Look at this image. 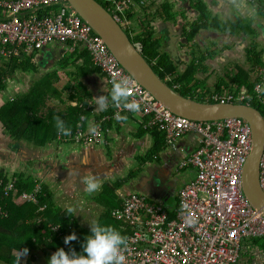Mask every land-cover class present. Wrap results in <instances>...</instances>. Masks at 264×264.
<instances>
[{
  "label": "crops",
  "instance_id": "crops-1",
  "mask_svg": "<svg viewBox=\"0 0 264 264\" xmlns=\"http://www.w3.org/2000/svg\"><path fill=\"white\" fill-rule=\"evenodd\" d=\"M142 1L136 0L129 8L131 17L127 34L137 35L144 31L146 26L152 29L154 37L160 39V52L167 56L169 64L177 73L166 74L165 77H175L177 80V75L184 73L188 65L193 63L198 69L195 70L193 78L187 79L188 86L192 89L191 94L195 97L192 99L217 103L209 100L210 95L229 93L234 95L235 99L243 96L241 100L232 102L235 104L249 105L248 102L252 99L261 104V100L264 102V76L260 79L261 73L250 72L246 62L247 50L251 45L255 44L257 51H264V6L260 0ZM243 19L249 21L251 33H243L238 27L234 32L224 28L226 23L244 21ZM87 56L88 53L82 45L71 47L61 43L50 44L30 52L19 50L16 55L0 54V71L5 72V76H1L4 89L0 92V107L41 82L60 93L59 97L45 100L44 106L34 114L54 137L42 147L34 142L13 141L5 133L0 122V162L7 160L11 166H21V170L18 173H10L9 168H0L7 177H15L21 173L24 177H31L36 184L39 182L40 187L48 189L51 205L60 214H65L69 205L74 207L75 214H67L69 218L65 221L63 230L68 235L75 234L76 239L72 242L77 253L81 254V246L91 234L90 225L94 220L112 225L124 237L129 234V227L111 216L110 212L121 208L122 199L126 194L143 195L148 203L162 206L173 218L177 207L176 192L195 177L193 167L178 169L177 165L184 155L196 147L195 137L189 133L177 141V152L168 149L164 142L156 150L152 149L155 139L151 130L156 128L147 127L146 121H149V118L136 113H123L121 115H126L127 120H111L105 124L107 131H104L102 139L98 142H76L70 132L80 126L88 132V121L95 123L103 115L112 113L110 99L108 109L104 112L94 111L95 99L99 96L108 97L110 88L100 70L89 64ZM262 59L264 60V52ZM238 67L249 70L250 83L260 79L259 96L247 94L243 87L237 94L232 92L235 87L232 86L231 79ZM77 82L81 84L79 90L75 87ZM7 83L19 88L20 93L14 95ZM225 85L228 88H225ZM169 87L176 91V88H182V84L175 82ZM229 87H232V91ZM75 92L82 94L79 96L86 105L79 103L76 96L69 99ZM68 107L86 109L84 111H87L88 115H82L80 119L83 117V121L77 123V128L65 136L57 132L52 117H66ZM263 114L264 111L261 115ZM159 133L163 139V134ZM84 155L87 156L88 162L82 165L79 159ZM87 173L96 175L100 180V188L91 194L83 191L80 182V177ZM152 180L158 187L149 192ZM35 221L40 222L39 219ZM52 233L56 239L62 237L61 230ZM47 241L50 242V239ZM51 242L50 246L38 244L31 264H48V259L58 249L66 253L69 251L64 242L61 246ZM10 255L14 264H25L29 256L28 253L21 255L16 261L17 250H12ZM237 264H264L263 239H250L242 243Z\"/></svg>",
  "mask_w": 264,
  "mask_h": 264
},
{
  "label": "built area",
  "instance_id": "built-area-1",
  "mask_svg": "<svg viewBox=\"0 0 264 264\" xmlns=\"http://www.w3.org/2000/svg\"><path fill=\"white\" fill-rule=\"evenodd\" d=\"M108 1L111 5L107 10L114 20L127 28L125 12L136 0ZM0 13L2 56L16 55L19 50H40L54 43L82 45L91 66L104 75L108 88L113 80H129V99L140 105L136 114L149 118L147 127L163 134L168 149L177 152L178 140L189 133L195 137L196 147L177 165L178 169L193 167L195 177L176 192L173 218L162 206L150 204L146 197L135 193L126 194L121 208L111 211V216L130 229L125 236L126 246L121 248L123 264H237L242 243L264 239V217L252 208L241 188L242 169L251 147V130L245 121L236 117L194 121L173 114L119 65L103 39L68 7L66 0H0ZM171 80L165 77V81ZM254 90L259 96L260 85ZM242 97L212 94L209 100L224 104ZM123 113L131 112L112 105V113L95 122V135L80 127L70 135L81 144L98 142L107 131L104 125L117 121V115ZM259 186L264 193V144ZM13 189V180L0 181L3 196ZM39 190L40 185L35 184L30 193H22L21 203L37 205ZM0 213L6 215L1 207ZM52 227V231L60 230V225Z\"/></svg>",
  "mask_w": 264,
  "mask_h": 264
},
{
  "label": "trees",
  "instance_id": "trees-1",
  "mask_svg": "<svg viewBox=\"0 0 264 264\" xmlns=\"http://www.w3.org/2000/svg\"><path fill=\"white\" fill-rule=\"evenodd\" d=\"M96 1L104 8H108L111 5V2L108 0ZM260 1L264 6V0ZM165 7H167V5H165ZM130 13V11L125 12V16L128 20H130L129 18L131 17ZM240 22V20H237L236 22L226 23L224 28L234 32L238 27L243 33L252 32L251 29L248 28V25H241ZM127 36L162 81L169 84V86L175 82L181 83L182 88H176V91L182 96L195 98L191 94L192 89L188 86L189 82L187 79L192 77L195 70L198 69L196 65L190 63L184 73L177 75V80L167 82L164 80L166 74L176 75L177 73L175 72V68L169 64L167 56L160 52V39L154 37L152 29L146 26L144 27V31H141L139 34L134 36H129L127 34ZM188 37L191 38V35L188 34ZM263 52V50L257 51L256 45L253 44L247 50L246 54V62L248 63L250 72L257 71L256 73H261L259 76L260 79L262 75L264 76ZM12 60L17 61V59ZM249 70L246 71L240 67L236 69V73L231 79L232 86L235 88H233L232 91V87H229L230 91L237 94L238 91L241 90V87H243L246 92H248L247 94L255 95L256 97L254 87L259 84L260 79L257 78L254 83H250L248 80ZM3 72L4 70L0 71V92L4 89V84L1 82V76H5V72ZM75 87L79 90L81 84L77 82ZM225 88H228V86L225 85ZM59 94L60 93L56 89L49 88V85L45 84V82H41L22 95L15 97L12 101L5 102V104L0 107V122L4 127L5 133H7L9 138L13 141L24 140L28 143L34 142V144L41 147L54 139L49 129L43 126L41 124L42 122L35 118L34 114L44 106L45 100L50 97H59ZM79 95L82 94L75 92L73 95L71 94V96H69V99H73L76 96V100L79 103L86 105L82 102L81 96ZM199 99L200 98H198V100ZM248 103L250 106L263 113V105L260 102L252 99ZM84 110L78 107H68L66 117L61 120L64 121L66 127L70 128V131L77 128V123L82 122L80 119L82 115L84 117L88 115V112ZM151 131L155 139L154 148L152 147V149L156 150L163 142L162 135L156 129H152ZM3 171L4 170L0 168L1 183H7L13 180L14 189L13 192L7 196H3L0 192V207L7 214L4 216L0 213V264H14L10 254L12 250H18V248L27 249L29 256L25 264H31L33 263V253L38 244L43 243L46 246H50L49 243L52 241V244L58 243L59 246L62 245L64 237L68 235L64 232L63 227L66 224L65 221H68L69 217H67V213L60 214L58 210L52 207L49 200V191L43 186L40 187L39 193L37 194V205L32 203H21V194L30 193L36 181L32 180L29 176L24 177L21 173L17 174L15 177H7L4 175ZM37 184L41 185L39 182H37ZM40 207H43V211H38ZM36 219H39L40 222L37 223V221H35ZM55 224L60 225L62 234V237L57 239L55 238V234L50 231V228ZM48 239H50V242L47 241ZM67 245L69 249L77 252L75 244L72 241H69Z\"/></svg>",
  "mask_w": 264,
  "mask_h": 264
},
{
  "label": "water",
  "instance_id": "water-1",
  "mask_svg": "<svg viewBox=\"0 0 264 264\" xmlns=\"http://www.w3.org/2000/svg\"><path fill=\"white\" fill-rule=\"evenodd\" d=\"M66 1L68 7L103 39L119 65L173 114L194 121L236 117L248 124L251 147L242 169L241 188L252 208L264 217V193L259 186V162L264 144V118L261 113L247 104L206 103L182 96L157 76L107 9L96 0ZM157 187L152 180L149 192Z\"/></svg>",
  "mask_w": 264,
  "mask_h": 264
},
{
  "label": "clouds",
  "instance_id": "clouds-1",
  "mask_svg": "<svg viewBox=\"0 0 264 264\" xmlns=\"http://www.w3.org/2000/svg\"><path fill=\"white\" fill-rule=\"evenodd\" d=\"M120 27L126 30V28ZM172 80H175V77H173ZM129 91V80L127 78L111 81L108 97L99 96L96 98V107L94 111L104 112L110 106L108 103L110 99L111 105L122 106L123 109L131 113L139 112L140 105L134 100L129 99ZM52 119L57 132L67 136L70 132V128L65 126L64 121L61 120L59 116H53ZM82 119L84 118L82 117ZM117 120L125 121L127 120V116L117 115ZM87 130L89 133L95 135L97 132V125L92 121H88ZM79 162L82 165L87 164V156H81ZM80 182L83 185V191L88 194L94 193L100 188L99 178L92 173H87L80 177ZM66 213L69 216L74 215V207L69 205L66 208ZM90 233L91 234L85 238L81 246L82 254L71 249H69L67 253L64 250L58 249L50 256L48 264H123L125 257L121 253V248L126 246V238L116 228L112 225L94 220L90 225ZM75 239V234L70 233L64 237L63 242L67 245L69 241ZM26 254V248H18L16 261L18 257Z\"/></svg>",
  "mask_w": 264,
  "mask_h": 264
},
{
  "label": "rangeland",
  "instance_id": "rangeland-1",
  "mask_svg": "<svg viewBox=\"0 0 264 264\" xmlns=\"http://www.w3.org/2000/svg\"><path fill=\"white\" fill-rule=\"evenodd\" d=\"M142 1V0H141ZM143 2V1H142ZM110 8V6L108 7V9ZM244 21H241L240 22V24L242 25V24H244L245 26H247L248 25V23H249V21L247 22L245 19H243ZM250 25H248V28H250L249 27ZM126 30L127 31H129L130 29L127 27L126 28ZM125 29H124V32L127 34V31H126ZM128 35H129V33H128ZM130 36V35H129ZM11 81V80H10ZM7 87H9L12 91H13V94L14 95H16V94H18V93H20V89L19 88H17V87H12L10 84H8L7 83ZM68 88L70 89L71 87L70 86H68ZM15 91H17V92H15ZM69 92V91H68ZM66 95H67V93H66ZM1 164H3V165H1ZM11 166V164L6 160V161H4V162H0V166L1 167H4V168H9V172L11 173V172H13V171H15V172H20V170H21V166H11V167H9V166ZM6 166H8V167H6Z\"/></svg>",
  "mask_w": 264,
  "mask_h": 264
},
{
  "label": "bare ground",
  "instance_id": "bare-ground-1",
  "mask_svg": "<svg viewBox=\"0 0 264 264\" xmlns=\"http://www.w3.org/2000/svg\"><path fill=\"white\" fill-rule=\"evenodd\" d=\"M211 2V1H210ZM158 10V9H157ZM140 20V19H139ZM187 32V31H186Z\"/></svg>",
  "mask_w": 264,
  "mask_h": 264
}]
</instances>
